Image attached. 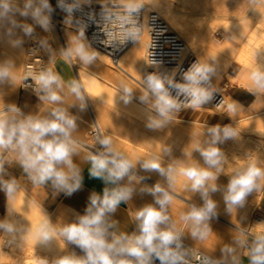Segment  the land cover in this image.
<instances>
[{
    "label": "clouds",
    "instance_id": "1",
    "mask_svg": "<svg viewBox=\"0 0 264 264\" xmlns=\"http://www.w3.org/2000/svg\"><path fill=\"white\" fill-rule=\"evenodd\" d=\"M92 3L93 0H57L56 7L65 13L64 26L74 30L68 33L67 47L60 50L66 64L79 61L89 66L100 57L86 36L90 23L102 28L106 38L101 43L119 50L128 42L135 44L140 40L144 28L140 14L147 5L155 6V0H98L99 13L85 14V6L91 7ZM248 3L254 9L257 5L264 6V0H248ZM54 11L50 0H0V41L6 40L11 47L20 49L23 37L35 39L34 25L51 33ZM78 12L86 19L77 17ZM18 16L24 18L23 21L18 20ZM28 19L33 23L26 22ZM38 44L52 53L47 38L39 39ZM255 61V66L248 71L246 91L258 96L264 94V50H256ZM150 63L159 66L156 59ZM217 74V66L208 62L193 63L182 73V82L174 80L175 71L173 76L159 71L147 74L142 79V94L138 97L149 109L147 129H164L182 109L199 110L213 101L215 89L211 81ZM29 80L31 83L26 82ZM5 85L31 89L42 103L37 111L26 114L17 103L5 102L0 91V192L8 202V215L0 219L3 242L7 238V244L20 248L27 237H32L35 245L62 242L61 249L71 244L83 253L68 252L51 261L40 259L42 264H155V261L159 264H243L244 258L248 264H264V221L251 227H237L231 242L220 247L219 258L210 255V250L204 246L215 235L211 221L218 217V206L211 194L220 190L217 180L225 172L227 163L219 145L239 138L238 128L216 124L207 128L208 139L203 143L195 140L190 144L186 155L199 152L203 166L196 161H173L165 167L163 160L171 155L170 147L163 146L143 157L133 156L120 149L113 136L100 128L95 129L93 136V143L100 147L95 151L86 150L84 142L75 135L78 116L69 112V107L78 106L81 111L86 108L88 96L84 84L77 79L65 80L52 66L39 71L29 67L21 75L13 59L2 60L0 89ZM117 92L125 106L132 103L134 89L128 83L121 80ZM221 106H226L224 110L230 117L242 109L239 102L231 98L221 101ZM74 157H80L81 163L89 165V178L99 179L105 185L102 194L92 191L84 214L77 213L70 222L54 223L40 205L41 218L34 225L10 218L16 213L12 202L19 193L27 191L22 179L34 187L50 185L53 198L61 193L71 197L82 190L84 176L80 165L74 163ZM13 166L21 170L19 178L8 172ZM137 167L144 173H158L166 179V186L160 182L153 186L142 184L149 177L138 175ZM229 172L223 201L225 212L231 216L246 206L250 195L264 190V161L249 156ZM178 181L184 189L199 193L203 203L188 205L174 218L169 210L175 201ZM138 185L142 186L137 189ZM137 190L141 195H151L153 202L129 216V222L135 224V229L129 233L121 229L120 221L114 219L113 214L122 203L127 204ZM32 203L27 200L28 205ZM242 222L243 218L241 225ZM186 233L197 246H185Z\"/></svg>",
    "mask_w": 264,
    "mask_h": 264
},
{
    "label": "rangeland",
    "instance_id": "2",
    "mask_svg": "<svg viewBox=\"0 0 264 264\" xmlns=\"http://www.w3.org/2000/svg\"><path fill=\"white\" fill-rule=\"evenodd\" d=\"M192 1H194V0H192ZM235 1L236 0H234L233 2H235ZM148 8H151V7L148 6ZM242 15H245L248 17L239 18L238 21L236 22L237 26H239L238 29L240 30V32H242L240 34L241 39L239 41L233 40L235 47L239 51H244L248 48L247 47L248 38L254 32H255V35L258 34L259 36H262L264 38V6L257 5L256 9L252 8L251 12L245 11L244 13H242ZM19 18L22 20L24 19L22 17H19ZM63 18L64 17L60 16L57 13V11L55 10L53 15H52V23L54 25L53 31L51 33H47V32H44L43 29H41L39 26L34 25V27H35L34 35L36 36L37 40H39L41 38H47L49 40V44L51 46L52 53L50 54L43 49V51H44V53L48 59L49 66L53 67L54 63L63 62L66 65V67L68 68L70 75L72 76V79H77V80L81 81V83L84 84V88H85V82H84V80H82V72H84V74L87 73L86 75H90V76H87L89 78L91 76H92L91 78H96V77L91 72H89L88 70H83L80 66L81 63L79 61H78V64L76 66H73V65H71V63L66 64L60 56V50L62 48L67 47V45L65 44V40L62 37V33L59 30V26L57 24V22H59V23L63 22ZM26 22L33 23L31 21V19H28ZM233 22H234V20H233ZM215 23L217 25L219 23L221 26V29L218 31L217 30L213 31L211 40L212 41L216 40L214 42H217V43L218 42L219 43L224 42L226 40V38H227V40H231L232 39L231 32L224 30V27H223V26L228 25L229 23H226L224 21H219V22L216 21ZM247 26H248V28H247ZM250 28H252V30ZM253 30H254V32H253ZM249 31H250V34H249ZM221 32H223V33H221ZM223 36H225V37L223 38ZM242 36H243V38H242ZM23 39H24L25 47L22 48V54H21L22 57H21V60L19 61V64H18L19 65L18 74H21V75L23 74V66L25 63V50H26L25 48H26V44L28 41V37H24ZM196 44H197L196 40L192 39V42H190V45L192 46L193 49L196 46ZM252 44H253V50H252V48L250 50H252V52H253L251 57L254 61L255 60L253 57V56H255L254 51L256 52V50H262V47H261L262 44H259L257 42H253ZM197 46L195 47L194 50L197 51L196 53L199 56H202L204 50L201 49L199 44H197ZM254 63H256V61H254ZM243 64L245 66L246 63H243ZM109 66L114 68L111 63L109 64ZM247 66H249V67H247ZM245 67H247V69L250 70L251 68L254 67V65L246 64ZM220 73H222L221 75H222V79H223L224 78L223 72H220ZM96 79L99 82L101 81L99 78H96ZM65 80H67V79H65ZM101 83H103V82L101 81ZM225 88H226L225 84L222 81V83L220 85V91L224 95V97L227 99ZM85 93L88 96L87 102L89 104L90 111L92 114V118H91L92 129L94 130V125H93V120H94L97 123L98 127L101 130H104L105 134L113 136L116 145L120 149L124 150L125 152H127L129 154L132 153L131 155H133V156H135V155L145 156V155L149 154L150 152L158 151L163 146H167V147H170L172 149V153L170 156L164 157L163 165L165 167L168 164L172 163L173 161H179V162L196 161L203 166V159L200 156L199 152L193 151L191 153V156L186 155V150L188 149L190 144L194 142L193 138L188 137V136H185L186 138H184V136L182 137L181 134L179 137L178 134L169 135L166 133H162L161 130H163V129H161V130H149V129H147L145 121H146V116H147L146 114L148 113L149 110H148V108L146 109V107L144 105L133 100L131 104L125 106L122 103V101L120 103H115L112 100H108L106 98H103L102 96L96 94L94 91H90V92L86 91ZM122 104H123V106H122ZM131 105H132V107L130 109ZM120 106L122 107V109H120ZM123 108H124V110H123ZM128 108L130 109L129 112H128ZM136 108H138L139 111ZM141 109H143L145 112ZM251 110H252L251 108L241 109V111L238 112V115H239V117H242V118L249 116V115H252ZM138 112H140V113H138ZM189 112L193 113L195 111L185 110L184 113L179 115V117H178L182 121H178L176 118L169 125L175 126L174 124H176V126H178V127L180 126L179 128L189 127L187 130H192V129L193 130H199L200 129L199 131H201V132H203V130H204V132H207V128H208L207 125L210 124L209 120H211V118L213 116H216L214 114L208 115V117L206 118L207 120L206 119L201 120V121L197 120L199 122V123H197V126L200 124L199 125L200 127H197V129H196L195 124H192V123L189 124L188 122H186V120L187 121H196L193 118H191L190 116H187ZM223 112H221L222 115L217 114L218 117L223 118V125H231V124L234 125L233 119L228 116L226 111H225L226 113L225 112L223 113ZM142 114H144L145 116H143ZM258 114L259 115L254 120H260L261 118H264V106L261 108L260 113H258ZM138 115H141V117ZM142 116H143V118H142ZM247 122H249V121H244V122H241L240 124H242V123L247 124ZM194 125H195V127H194ZM214 125H216V124H214ZM239 130H240V134H244V135L247 134V139L249 137H251V139L249 141V145L251 147L257 148L258 144L260 143L264 149V137L262 135L257 134V133H254V134L250 133L251 134L250 135L247 133V131L244 132L242 129H239ZM163 132H165V131H163ZM167 137H172V139H167ZM200 141H201V143H203L205 141V139L203 138V140L201 139ZM232 141L233 140L226 141L224 144L219 145V147L222 146L221 148H224V145L232 144L231 143ZM252 141H254V142H252ZM250 142H252V143H250ZM245 149H246V147L244 148V150ZM137 174L142 175L138 171H137ZM149 176L152 179L148 178L147 180L143 181L142 184H146L148 186H153V185H155V183L160 182L161 184L166 186V179L165 178L160 177V176H159L160 178H155L154 176H152V174H150ZM153 179L156 180V182H154ZM217 184L220 186V190L211 194L212 199H214L217 202V204H219V206L217 205L218 206L217 207L218 217L211 221V225H212V228H213L215 235L211 236L205 242V244H208V245L210 244L213 246L217 245L219 243H221V245H223L225 243H230L231 238H232V234L235 232L237 227H239V226L250 227L251 223L254 222L256 219H258V218L264 219V206L262 205L260 200L257 199V195L255 193H253L252 195H250L247 198V203H246V205H248L250 208L249 215H248L246 220L243 219V222L241 225V223H240L241 219L239 217H236V216L234 217V214L230 216L225 212V205L223 206L224 201H223L222 193H223V189L226 187V185L224 184L223 181L221 183L218 180H217ZM174 196H175V201L173 202V205L171 206L169 211H170V214H172L175 218L178 217V216L176 217V215L179 214V211L186 209V207L188 205L195 203L198 206H200L203 203V201L200 198L199 193H191L190 191L184 189L181 186L180 181H179V183H177ZM26 198H28V197L24 196L23 194L22 195L20 194L19 196H17V199L13 202V207L15 208L16 212H17V207L22 206V204L18 202V199H26ZM152 202H153V197L151 195H148V194L140 195L136 192V194L134 193L132 199L127 204L122 203L121 205H123V207H124L123 210H124L125 218L128 220V224H130V225L134 224V223L129 222V216L133 213V211L138 210L139 208L143 207L145 204H149ZM33 205L36 208L38 206L37 204L35 205L34 202H33ZM178 207L180 209L177 211ZM38 208L40 209V206H38ZM44 211L51 217V219L54 223L70 222L72 219H74L75 215L77 214L75 211H72V210L67 209V208L66 209H58V210L53 211V212L46 211V210H44ZM174 214H176V215H174ZM30 217L32 218V216H27L26 218L28 219ZM10 218L15 220V221L18 220L16 213ZM2 235H3V233H2ZM6 239L7 238H5V242H3V238L0 237V246H1L0 247V255L4 256L5 258H8L10 264H20V263H17L16 260L21 259L20 257H24V256L29 257L27 259V261L29 259L31 260V259H37V258H39V259H43V258L54 259L58 256H61V254L64 255L66 248H68L71 252H75L77 255H83V253L81 252V250L79 248H76L74 245H71V244L66 245V247L63 249V252L61 254H53L51 249H45L44 247L38 248V245L37 246L35 245L36 242L34 239H27L26 238L25 242L23 243V245L20 248L17 247L16 245L7 244ZM184 242L186 245H191L194 247L197 246L194 241H190V240L186 239V237L184 238ZM27 248H29V249H27ZM243 264H248L247 258H244Z\"/></svg>",
    "mask_w": 264,
    "mask_h": 264
},
{
    "label": "bare ground",
    "instance_id": "3",
    "mask_svg": "<svg viewBox=\"0 0 264 264\" xmlns=\"http://www.w3.org/2000/svg\"><path fill=\"white\" fill-rule=\"evenodd\" d=\"M92 4L100 5L98 3V0H93ZM147 6L151 7L152 10L156 11L157 13H159L164 18V20L169 24V26L172 28V30L178 35L180 40L184 43L185 55L188 54V60L189 61H186V64L184 65L183 68L175 69V70H173L167 74L164 72L163 74L173 76V72L175 71V75L173 76L174 80L176 82H182V80H181L182 73L184 71H186L195 62L214 63L217 66L218 74H217V76H214L212 78V81H211L212 86L215 89V93H214L215 98L213 99V101L202 106L201 109H199V110H193L191 108L182 109L181 112L176 117L178 121H182L178 117H179V115L183 114L185 110L195 111L193 113L189 112L187 116H190L191 118H193L196 121H187L186 120V122H188L189 124L190 123L195 124L196 129H197V127H200L199 126L200 124L197 126V123H199L197 120H199V118L201 116L213 115V114L217 116V114H221V112H223V111L225 112L224 108L226 106H221V101H219L220 97H218L219 91H220L219 90L220 85L223 81L222 75H221L222 73H220V72H223V75H225L229 64L233 60H237L242 64L246 63L248 65H254L255 66V63H254L255 60L253 61V59L251 57L252 53H253L252 52V50H253V44L252 43L257 42L259 44H262L261 47H262V50H264V38L262 36H259L257 34L258 32L256 33L257 35H255V32L253 30L254 33L252 35H250V37L248 38V41H247V47L248 48L247 49L245 48L246 50H244V51H239L233 43V40L239 41L241 39L240 34L242 32H240V30L238 29L239 26H237V24H236L238 19H235L233 17H226V16L202 14V13L198 12L189 3L188 0H155V6L154 7L151 5H147ZM233 20L235 23L233 22ZM216 21H218V22L224 21L226 23H229L228 25L223 26V27H224V30L231 32V36H232L231 40H227V38H226V40L222 43H219V42L217 43V42H214L216 40H214V41L211 40L213 31H216V30L218 31L221 29L220 24L218 23V25H217L215 23ZM62 23L63 22H61V23L57 22V24L59 26V30L62 33V37L65 40V44L67 45L68 44V33L69 32L74 33V30L67 29L64 26V24H62ZM247 28H248V26H247ZM250 29L252 30V28H250ZM221 33H223V32H221ZM249 34H250V31H249ZM224 37L225 36H223V38ZM242 38H243V36H242ZM192 39H195L196 43L199 44L201 49L204 50L202 56H199L196 53L197 51L194 50L195 47L197 46V44L194 47V49L190 45V42H192ZM147 46H148V34H147V32H145L141 36L140 40L137 43L132 44L124 52V54L121 56V58L119 59L117 64H113V62L110 60V58L107 55L102 54V53H100V57L92 65L84 66L81 64L80 66L83 70H88L96 78H99L103 82V83H101V81L99 82L96 78H91L92 76L89 78L87 76H90V75H86L87 73L84 74V72H82V80H84V82H85V92L86 91L87 92L94 91L96 94L102 96L103 98H106L108 100H112L115 103H120L121 101L118 98L119 92H117L116 90H117L118 83L121 80H123L126 83H128L130 86L133 87V89H134V94H133L134 99L133 100L142 104L139 101L138 97H139V95L142 94L141 93L142 79L145 77V73L147 71V66H146ZM251 48H252V50H250ZM254 53H255V51H254ZM253 57L255 59V56H253ZM110 63L112 64V66L115 69L109 66ZM77 64H78V61L71 63V65H73V66H76ZM246 64H245V66H246ZM243 66H244V64H243ZM247 67H249V66H247ZM244 68L245 67H243V70H244ZM225 78H228V77L226 76ZM241 80L242 79H240V82H238V83H242L243 80L242 81ZM245 82H246V80H245ZM247 83H248V81H247ZM173 95H175L174 92H173ZM180 99L183 100V97H180ZM227 99H225V100H227ZM142 105H144V104H142ZM122 106H123V104H122ZM144 106L146 107V109L148 108L147 105H144ZM263 106H264V103H257L256 102V104H253L252 107L250 106L252 109L251 110L252 115H249V116H246L243 118L239 117L238 113L231 116V117L227 113L228 116L230 118H232L234 121V123H233L234 125L231 124V126L238 128V129H242L244 132L247 131L248 134L257 133V134H260L264 137V118H261L260 120H254L259 115L258 113H260V110ZM131 107H132V105L130 106V109H131ZM120 109H122L121 106H120ZM130 109L128 108V112ZM136 109H138V108H136ZM123 110H124V108H123ZM141 110H143V109H141ZM138 111H139V109H138ZM138 113H140V112H138ZM142 115L145 116L144 114H142ZM138 116L141 117V115H138ZM143 116H142V118H143ZM244 121H249V122H247V124H243V123L240 124L241 122H244ZM174 125L175 126L168 125L166 128L161 130L162 133L168 132L171 134H178L179 137L181 134V136L182 137L184 136V138H186L185 136L193 137L194 141L195 140H201V139L203 140V138L205 140L208 139L206 132H204V130H203V132L199 131L200 130L199 128H198L199 130H193V129L187 130L189 127L183 128L181 126L182 128H179L180 126L178 127V126H176V124H174ZM195 125H194V127H195ZM211 126H214V124L207 125V127H211ZM163 131H165V132H163ZM250 139H251V137H249L247 139V134L246 135L240 134L239 138H237L236 140H233L231 142L232 144H229V145L226 144L227 146L224 145V148H221L222 151L225 153V156L227 158V163L224 165L225 172L222 173L218 177L219 182L222 183V181H223L224 184L227 185L228 180H229V176H230L229 169L235 167L239 161L245 160L249 156H256L261 161H264V149H263L262 145L259 143L257 148L251 147L249 145ZM252 142H254V141H252ZM252 142H250V143H252ZM245 147H246V149L244 150ZM135 156H137V155H135ZM154 175H157L158 178L161 177L158 173L154 174ZM222 195H223V193H222ZM259 198H261V197L257 196V199H259ZM27 200H30V198L29 199L28 198L18 199V202L21 203L22 206L17 207V212H16V216L18 217L17 221L26 223L27 220L28 221L30 220V222L34 225L41 218V213H40L39 209L34 207L33 203L31 205H28ZM217 205L219 206V204H217ZM224 205L225 204L223 203V206ZM179 209L180 208L178 207L177 211ZM249 210H250L249 206L246 205L243 209H240L237 213H234V217L236 216V217H239L240 219L243 218L246 220L248 215H249ZM27 216H32V218L30 217L27 219L26 218ZM261 221H264V219H262V218L256 219L254 222L251 223L250 227L254 226L257 222H261ZM185 237H186V239L193 241L187 235V233L185 234ZM27 239H34V238L27 237ZM186 246L187 247H194L191 245H186ZM204 246L208 250H210L209 251L210 255H212L215 258L220 257L221 253H220V248L218 247V245L210 246V244L209 245L205 244ZM42 247H44L45 249H51L53 254H61L63 252V249H61V248H63L64 245L62 242L60 244H58L57 242L54 241L48 246L38 245V248H42ZM27 249H29V248H27ZM208 250L201 248V251H208ZM68 252H71V251L68 248H66V251L64 253L66 254ZM61 255H63V254H61ZM20 258L21 259L16 260L17 263H20V264H42V261L39 258L31 259V260L29 259L28 261H27V259L29 257L24 256V257H20ZM43 259H47V258H43ZM47 260L51 261L52 259H47ZM0 264H10L9 259L0 255Z\"/></svg>",
    "mask_w": 264,
    "mask_h": 264
},
{
    "label": "crops",
    "instance_id": "4",
    "mask_svg": "<svg viewBox=\"0 0 264 264\" xmlns=\"http://www.w3.org/2000/svg\"><path fill=\"white\" fill-rule=\"evenodd\" d=\"M188 1L198 12L202 14L233 17L235 19L248 17L245 15H242V13H244L245 11L251 12V9H252L249 7L248 0H236L235 2H233L234 0L233 1L232 0H194V1L188 0ZM17 19L22 20L19 17H17ZM18 34L21 36L23 35L19 31H18ZM24 47L25 45L23 44L22 48ZM22 48L20 49L13 48L7 44L6 40L0 41V61L9 59V58L13 59L16 64V69L18 72V67H19L18 64L22 57L21 56ZM53 67L55 71L59 72L60 75L64 77V79H67V80L72 79V76L70 75L68 68L63 62H56L54 63ZM243 67L245 66H243V64L237 60H234L233 62H231L226 70V73L223 78V82L226 87L225 89H226L227 98L228 99L231 98V99L238 101L239 104L242 106V109H249L253 106V104H256V102L264 103V94L254 96L252 94H249L246 91V87L248 85L247 75H248L249 70H247L246 67L243 70ZM226 76L229 79L225 78ZM239 78L243 80V81L241 80L242 83H238L240 82ZM0 91H2L4 94L5 102L17 103V105L20 106L26 114L29 112L37 111L42 103L38 100V98L34 94L29 93L27 91H22L19 86L17 89H13L10 86L5 85L2 89H0ZM69 112L73 115L78 116V120H77L78 128H77V132L75 135L77 136L78 139H81L84 142L85 149L88 150L86 145L90 143L92 136H93V129L91 126L92 114H91L88 102H87L86 108L83 111H81L79 107L76 106V107H69ZM207 117L208 115H203L199 118V120L200 121L205 120ZM209 123L210 124H221V126H224L223 118L218 117V116H213L211 120H209ZM166 134L174 135L168 132ZM167 139H172V137H167ZM73 160H74V163H77L82 168V174L84 176L82 190L77 191L71 197H66L64 196L63 193H61L57 197L53 198L52 196L53 190L51 189L50 185L34 187L30 184V182H27L26 180L22 179V183L25 185L27 191L26 192L22 191L21 193L18 194V196L20 194L21 195L23 194L24 196L30 198L34 202L35 205L36 204L38 206L41 205L43 209L46 211L53 212L58 209L67 208L81 215L84 214V210L87 206L88 198L90 194L92 193V191H96L102 194V191L105 185L99 179L89 178V174H88L89 165L87 163H81L80 157H74ZM137 171L144 176H148L149 178H151L149 176L150 174H152V176H154L155 178H158L157 175H154V174H157L156 172L144 173L139 169V167H137ZM8 172L11 175L16 176L17 178L21 176V170L16 166L8 168ZM153 181L156 182V180L154 179ZM140 186L142 185H138L137 189ZM137 193L140 194L138 190H137ZM254 193L257 196L261 197L258 200H260V202L264 206V190H261L260 192H254ZM7 209H8V202L6 200L5 194L3 192H0V219H4L8 215ZM37 209L39 208L37 207ZM123 209H124L123 205H120L118 207L117 212L113 214V218L120 221L121 229L131 233L135 229V224L133 225L128 224V220L125 218ZM177 216L178 214L176 215V217ZM0 236H3L2 233H0ZM217 245L219 248L222 246L221 243Z\"/></svg>",
    "mask_w": 264,
    "mask_h": 264
},
{
    "label": "built area",
    "instance_id": "5",
    "mask_svg": "<svg viewBox=\"0 0 264 264\" xmlns=\"http://www.w3.org/2000/svg\"><path fill=\"white\" fill-rule=\"evenodd\" d=\"M50 3L60 16H65V13L56 7L57 0H50ZM89 11L99 13L100 5L92 4L91 7L85 6L84 13L86 14ZM75 15L86 19V16L79 12L75 13ZM140 22L144 25L142 35L145 32L148 34V46L146 51L147 71L145 76L156 71H159L160 73L165 72L167 74L175 69L183 68L186 61H189L188 54L185 55L184 43L164 18L159 13L146 6V10L142 11L140 14ZM86 36L92 43V47L99 53L107 55L113 64H117L124 52L133 44L128 42L125 45H122L119 50L107 47L105 44L101 43V41L106 38L103 34L102 28L91 23L86 30ZM25 49L23 73L26 72L29 67H31L33 71H39L42 68L49 67L48 59L43 49L40 48L36 36L35 39L28 38ZM152 59H156L159 62L158 67L150 63ZM26 82L31 83L30 80ZM20 89L32 93L31 89L25 90L22 87H20ZM218 97H220L219 101L226 99L221 91H219ZM93 125L94 136L95 129L99 127L94 120ZM93 136L90 143L86 145L87 149L91 151H95L100 147L98 144L93 143ZM155 264H159V261H155Z\"/></svg>",
    "mask_w": 264,
    "mask_h": 264
}]
</instances>
